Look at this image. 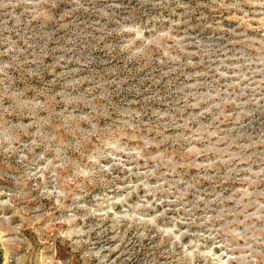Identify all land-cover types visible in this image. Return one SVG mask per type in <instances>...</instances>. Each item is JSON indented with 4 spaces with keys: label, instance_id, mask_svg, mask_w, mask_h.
Returning <instances> with one entry per match:
<instances>
[{
    "label": "rangeland",
    "instance_id": "rangeland-1",
    "mask_svg": "<svg viewBox=\"0 0 264 264\" xmlns=\"http://www.w3.org/2000/svg\"><path fill=\"white\" fill-rule=\"evenodd\" d=\"M0 264H264V0H0Z\"/></svg>",
    "mask_w": 264,
    "mask_h": 264
}]
</instances>
